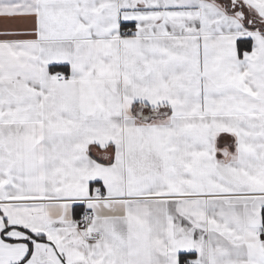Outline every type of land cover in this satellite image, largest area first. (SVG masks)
I'll return each instance as SVG.
<instances>
[{
	"label": "snow or ice",
	"instance_id": "obj_1",
	"mask_svg": "<svg viewBox=\"0 0 264 264\" xmlns=\"http://www.w3.org/2000/svg\"><path fill=\"white\" fill-rule=\"evenodd\" d=\"M0 264H264V0H0Z\"/></svg>",
	"mask_w": 264,
	"mask_h": 264
}]
</instances>
